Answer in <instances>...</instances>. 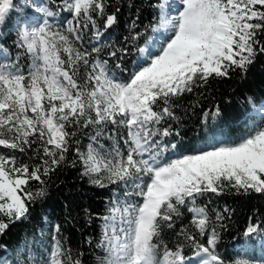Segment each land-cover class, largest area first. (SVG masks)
Masks as SVG:
<instances>
[{
  "label": "snow or ice",
  "instance_id": "snow-or-ice-1",
  "mask_svg": "<svg viewBox=\"0 0 264 264\" xmlns=\"http://www.w3.org/2000/svg\"><path fill=\"white\" fill-rule=\"evenodd\" d=\"M14 7L0 0V24ZM109 7L108 0H32L35 19L16 26L15 56L0 45V236L47 196L55 172L79 165L90 184L122 192L99 217L96 247L105 253L99 264H264L222 256L215 225L224 227L229 210H213V221L199 203L226 192L264 195V102L257 108L246 98L259 118L236 137L213 136L186 153L167 139L181 135L173 122L181 119L175 109L186 95L233 74L245 78L264 55V0H150L158 14L150 28L159 38L149 45L137 16L125 46H108L109 59H102L105 31L119 22L120 8ZM65 12L70 18L55 23ZM89 36L96 43L87 47ZM128 45L138 56L124 79ZM220 115L216 105L201 123ZM29 152L35 163L17 158ZM183 210L191 218L177 230ZM243 235H264V225L250 220ZM61 237L56 224L41 264H82Z\"/></svg>",
  "mask_w": 264,
  "mask_h": 264
},
{
  "label": "trees",
  "instance_id": "trees-1",
  "mask_svg": "<svg viewBox=\"0 0 264 264\" xmlns=\"http://www.w3.org/2000/svg\"><path fill=\"white\" fill-rule=\"evenodd\" d=\"M109 12L120 8L119 22L105 31L101 42L104 49L99 54L102 59H109L108 46L120 48L125 46V37L133 31L132 21L136 20L137 30L144 31L148 43L153 41L156 33H152L150 25L157 23V15L149 7L150 0H108ZM15 7L9 13V19L0 24V45L6 49V55L15 56L16 49L12 46L15 28L23 21L26 26L34 22L35 17L30 13L32 0H13ZM131 5V7H129ZM68 14L59 13L55 23L59 24ZM99 23V21H98ZM103 30V29H102ZM96 43L91 36L87 38L86 46ZM100 46V45H98ZM131 54L125 57L124 67L127 72L117 75L127 79L130 72L135 70L138 54L131 45ZM138 46L144 47L145 40L141 39ZM95 55V54H94ZM27 63V61H24ZM247 97H253L255 107L264 102V55L257 57L250 67L247 76L241 78L233 74L231 78L212 81L208 88L199 89L194 94L186 95L180 106L175 109L181 119L173 122L174 128H179L181 135L167 138L178 145L179 152H188L193 147H199L205 141L216 138H233L244 131V125L249 119H258L253 104L248 103ZM219 105L221 115L215 120L208 119L206 125L201 123L204 111H214ZM88 143L82 139V147ZM7 152V150H3ZM17 158L25 163H35L30 160L31 152L16 153ZM72 154L69 153V160ZM80 166L73 168L65 166L55 172L47 187V196L37 200L31 206L27 219L11 224L5 235L0 236V264H41L48 255L47 250L52 244L51 236L54 225H62L61 239L71 249L73 258H79L82 264H99L105 256L101 248L96 247L102 236L103 221L99 217L107 214V209L115 195L122 197L120 189L110 186L99 188L89 183L87 178L80 176ZM33 189L38 187L31 182ZM201 206L207 205L210 217L215 221L214 211L225 213L224 227L216 224L220 235L218 251L222 256L237 258L243 256L249 259H264V235H253L246 239L243 235L250 220L264 225V195H236L226 192L223 195H209L199 201ZM184 216L177 222V230L189 224L191 214L186 210ZM91 215V220L89 216ZM67 221V222H65ZM167 243L174 242L171 232L164 233ZM89 241L92 243L89 244ZM192 256L190 248L185 249Z\"/></svg>",
  "mask_w": 264,
  "mask_h": 264
},
{
  "label": "rangeland",
  "instance_id": "rangeland-1",
  "mask_svg": "<svg viewBox=\"0 0 264 264\" xmlns=\"http://www.w3.org/2000/svg\"><path fill=\"white\" fill-rule=\"evenodd\" d=\"M156 35H157V36H155V37L153 38V41H154L155 39H158L160 34H159V33H156ZM153 41H150L148 44L151 45V44L153 43Z\"/></svg>",
  "mask_w": 264,
  "mask_h": 264
}]
</instances>
